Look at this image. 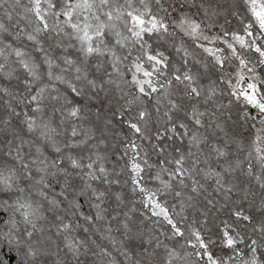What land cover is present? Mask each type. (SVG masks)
<instances>
[{
  "label": "snow or ice",
  "instance_id": "obj_1",
  "mask_svg": "<svg viewBox=\"0 0 264 264\" xmlns=\"http://www.w3.org/2000/svg\"><path fill=\"white\" fill-rule=\"evenodd\" d=\"M0 264H264V0H0Z\"/></svg>",
  "mask_w": 264,
  "mask_h": 264
},
{
  "label": "trees",
  "instance_id": "obj_2",
  "mask_svg": "<svg viewBox=\"0 0 264 264\" xmlns=\"http://www.w3.org/2000/svg\"><path fill=\"white\" fill-rule=\"evenodd\" d=\"M24 2L26 3V0H24ZM235 23V22H234ZM149 187H155V185H152V184H149ZM136 199L138 200L139 199V197H136ZM168 199V203H169V205H171V203H172V198L171 197H168L167 198ZM136 207L139 209V204H137L136 205ZM154 219V218H153ZM147 225H148V228L149 229H151L152 228V222H151V220H147L146 222H145ZM162 239H163V237H162ZM166 243H170L169 241H165Z\"/></svg>",
  "mask_w": 264,
  "mask_h": 264
}]
</instances>
